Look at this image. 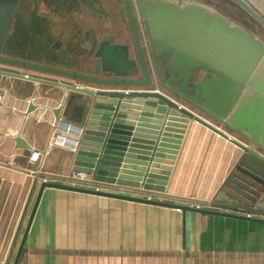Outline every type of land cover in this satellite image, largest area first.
Masks as SVG:
<instances>
[{
	"label": "crops",
	"instance_id": "crops-1",
	"mask_svg": "<svg viewBox=\"0 0 264 264\" xmlns=\"http://www.w3.org/2000/svg\"><path fill=\"white\" fill-rule=\"evenodd\" d=\"M86 2L96 25L72 6L79 0H35L32 14L19 11L23 25L35 34L34 41L19 45L22 53L28 51L27 58L33 60H58L82 73L94 72L96 67L88 63L96 54L90 52L91 38L93 50L106 38L109 48L120 41L111 32L112 22L107 20L111 11L102 5L104 0ZM46 41L53 50L43 47ZM66 85L119 89L0 64V264L17 245L16 231L23 229L31 209L33 174H40L38 181L74 171L81 93L65 90ZM30 104L35 109L27 113ZM251 106L243 103L238 118L255 123L264 140L262 106L257 120ZM56 109L58 119L53 115ZM16 137L29 149L15 148ZM33 149L42 152L38 165L28 161ZM241 154L229 141L190 122L173 165L168 166L165 195L151 197L210 206ZM17 264H264V225L45 188Z\"/></svg>",
	"mask_w": 264,
	"mask_h": 264
},
{
	"label": "water",
	"instance_id": "water-1",
	"mask_svg": "<svg viewBox=\"0 0 264 264\" xmlns=\"http://www.w3.org/2000/svg\"><path fill=\"white\" fill-rule=\"evenodd\" d=\"M225 1L241 9L264 31L263 15L250 3ZM133 4L136 17L130 0H123L136 60L129 59L124 45L108 47L102 55L96 53L94 60L88 61L96 67L93 76L39 66L17 57V60L6 58L0 49L3 65L119 88L65 86V90L72 88L81 93L72 170L93 174L95 185L102 188L48 182L44 177L37 181L40 174H33L31 191L35 187V196L31 209L23 229L19 233L18 227L16 231L18 243L9 249L4 264H17L45 188L176 209L183 215L195 212L264 225V215H246L253 210L264 213V140L255 123L241 120L237 114L246 102L252 104L256 120L259 106H262L259 116L264 112V43L214 8L200 3L181 0L178 5L169 0H133ZM142 30L153 56L155 79L147 70L139 39ZM138 67L141 77L128 78L124 70L136 73ZM112 68L115 70L112 77L103 75ZM9 75L14 76L10 72ZM154 87L159 91L154 92ZM34 109L30 104L27 113ZM59 112L53 111L55 119ZM190 122L206 127L242 153L210 206L150 198L165 195L168 166L173 165ZM217 125L223 129L218 130ZM13 142L15 148L29 149L19 137Z\"/></svg>",
	"mask_w": 264,
	"mask_h": 264
},
{
	"label": "flooded vegetation",
	"instance_id": "flooded-vegetation-1",
	"mask_svg": "<svg viewBox=\"0 0 264 264\" xmlns=\"http://www.w3.org/2000/svg\"><path fill=\"white\" fill-rule=\"evenodd\" d=\"M169 1H172V3H177L178 5H179V2H181V0H175V1L169 0ZM189 1H190L189 3H191V0H189ZM130 3L132 6V9H133V12L135 14L134 7H133V5H134L133 0H130ZM102 5L106 6V9L111 11V13H110L111 18H109L107 20L109 22L110 21L112 22L111 32H112L113 36L115 37V39L120 41V44H118V45L126 46L128 53H129V59L130 60H136V50H135L134 42L132 40V35H131L130 29H129L127 16L123 10V0H104V2H102ZM35 6H36L35 0H9L7 2H5L4 0H0V37L2 35L1 32L3 33V35H2L3 42H2L0 49H1V51H3L5 53V55L3 57L12 58V59L17 57L20 59H24V61H26V62H29V61L35 62V64H37L39 66L55 68L58 70H65L68 72H75V73L83 74V75H92V76L95 75L93 72H90V71L86 72V73H82L83 71H79L77 68L65 67V64L61 61H58V60H53V61L41 60V61H39V60L29 59L26 56V55H28V51L22 53L21 50H23V49H21L20 46L23 47V44L27 41L28 42L34 41L35 40V34H34V30H27L25 25H23V23H22L23 21H21V18H20L21 13H19V11H27V15L29 13L32 14V11H34ZM72 6L74 8H77V9L79 8V11L83 12V14H82L83 19H85V20L88 19V22H91L90 23L91 25H96L97 21L95 20L94 15H92V13L89 14L87 12L86 7L89 6V4L86 2V0H79V4L75 3ZM135 17H136V14H135ZM122 19H124V21H125L124 24H123ZM105 21H106V19H105ZM240 25L243 28H245L242 24H240ZM140 35H139V39H140V43H141L143 53H144V57L146 60L147 70H148L149 74H151L152 77L155 79V72H154V65H153V58H152L153 56L151 53V49H150L148 40H147L146 35L143 32V30L141 31ZM94 37H95V35H94ZM108 40H109V38H106L105 41H101V43L98 45V47L95 48V50H93L94 49L93 45H94L95 40H93V38H91V40H90L91 41L90 45H92L90 48V52H92L91 55H94L95 53H97V54L100 53L102 55L103 52L109 47L107 45ZM259 40H260V38H259ZM48 42L47 41L44 42L43 47H48V49H49V46H52L51 49L53 50V44L50 43L48 45ZM153 50H154V48H153ZM46 51H47V49H46ZM154 54H155V50H154ZM14 55H16V56H14ZM17 58H16V60H17ZM17 68H19V67H17ZM110 71L111 70L103 73V75L108 76V77H112L113 74L115 73L113 71H115V70L112 68V71L111 72ZM124 71L127 73L128 78L136 79V78L141 77V71L139 70V67H138V71L136 73H134L131 70H127V69H125ZM99 74H102V71Z\"/></svg>",
	"mask_w": 264,
	"mask_h": 264
},
{
	"label": "rangeland",
	"instance_id": "rangeland-1",
	"mask_svg": "<svg viewBox=\"0 0 264 264\" xmlns=\"http://www.w3.org/2000/svg\"><path fill=\"white\" fill-rule=\"evenodd\" d=\"M192 1L214 8L223 17L229 19L230 21H233L239 26H241L240 24H242L245 27L244 29L246 31H248L250 34H254L258 39L260 38V40L264 43V31L256 23H254L242 10L234 6L232 3H229L225 0H191V2ZM246 1L250 3L264 17V0Z\"/></svg>",
	"mask_w": 264,
	"mask_h": 264
},
{
	"label": "built area",
	"instance_id": "built-area-1",
	"mask_svg": "<svg viewBox=\"0 0 264 264\" xmlns=\"http://www.w3.org/2000/svg\"><path fill=\"white\" fill-rule=\"evenodd\" d=\"M159 89L157 87H154V92H158ZM46 153V151H45ZM42 157V152L40 150L33 149L30 151V155L28 157V161L30 164H36L40 162V159ZM45 181L48 182H54V181H61L66 182L71 185H81V186H87V187H95L96 189H101V186L95 185L94 175L86 172L81 171H71L68 174H65L63 176H54V177H44ZM152 198V197H150ZM248 217L253 216H263L264 213L261 211L253 210L251 212H248L246 214Z\"/></svg>",
	"mask_w": 264,
	"mask_h": 264
},
{
	"label": "bare ground",
	"instance_id": "bare-ground-1",
	"mask_svg": "<svg viewBox=\"0 0 264 264\" xmlns=\"http://www.w3.org/2000/svg\"><path fill=\"white\" fill-rule=\"evenodd\" d=\"M184 3H187V2L184 1Z\"/></svg>",
	"mask_w": 264,
	"mask_h": 264
}]
</instances>
